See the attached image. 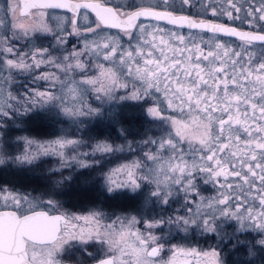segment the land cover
<instances>
[{"label":"snow or ice","instance_id":"snow-or-ice-1","mask_svg":"<svg viewBox=\"0 0 264 264\" xmlns=\"http://www.w3.org/2000/svg\"><path fill=\"white\" fill-rule=\"evenodd\" d=\"M105 106L123 143L85 138ZM41 117L72 128L12 134ZM49 160L0 179V264H264V0H0V169ZM77 170L130 203L64 208Z\"/></svg>","mask_w":264,"mask_h":264},{"label":"trees","instance_id":"trees-1","mask_svg":"<svg viewBox=\"0 0 264 264\" xmlns=\"http://www.w3.org/2000/svg\"><path fill=\"white\" fill-rule=\"evenodd\" d=\"M133 104L135 102H128ZM111 107V106H109ZM135 111L136 115L139 117V109H130V112ZM89 126L84 129V135L86 139L95 138V139H111L115 143H123V139L118 135L117 129L121 126L119 124H113L112 119L108 114V109L105 108V115L100 119H93L86 122ZM139 120L133 121L131 124L126 125L135 132L138 127ZM86 125V126H87ZM25 130L31 134L36 135H49L50 133L56 132L59 129H51L47 124L42 122H37L33 127L29 123H25ZM129 139H132V136H129ZM107 159V158H106ZM112 159V158H111ZM51 161L49 160L43 164L40 168L31 169L26 168L20 171L14 169H0V179L7 180L17 184V186H22L28 190L33 188L40 189L46 183H49L47 180V168L51 167ZM106 167V166H105ZM70 170H66L65 175H69ZM90 170H77L72 173V180L69 181L62 189L61 195L57 197L63 204L64 208L72 211H82L84 208L90 206L93 202L103 201L105 204L116 206L117 210H122L130 202H127L126 197L118 196L116 199L108 200L104 195H101L100 186L87 184L85 180L88 178V172ZM83 173V174H81ZM93 176L96 175L95 172L92 173ZM99 197V200H97ZM231 229V228H229ZM241 236V238H245ZM207 242V240H204ZM226 254L232 253V245L228 244V247L224 249ZM244 258L242 253H234L227 256L228 264H234L235 261Z\"/></svg>","mask_w":264,"mask_h":264},{"label":"rangeland","instance_id":"rangeland-1","mask_svg":"<svg viewBox=\"0 0 264 264\" xmlns=\"http://www.w3.org/2000/svg\"><path fill=\"white\" fill-rule=\"evenodd\" d=\"M116 1H128V0H116ZM57 13L60 14V15H64V14H62L60 12H57ZM111 31L115 32L116 30L113 29ZM185 31H187V30H185ZM223 39L228 40L229 38H223ZM231 40L235 41V43H239L238 40H235V39H231ZM115 107H116V110L119 111L120 105H116ZM105 108L108 109L109 106H105ZM128 111L130 112V109H128ZM37 122H42L44 124H47L48 127H50L51 129H59V130H57L56 132L50 133L49 135H36V134H31L30 132H27V130H25V126L22 125L21 129H13V133L12 134L13 135L30 134L32 136H36L38 138L45 139V138H51V136L53 134L58 133L62 128L63 129H69V130H71V128H72L70 123L67 122V121H63L62 123H57V124H50L47 121L43 120L42 117L38 118V119H35L34 121L30 122V126L33 127ZM86 125H87V123H86ZM86 127H87V131H88L89 130V126L87 125V126H85V128ZM106 160H111V162L113 164L116 162L114 159H111V158H107ZM50 161H51L52 165L55 164V160H50ZM105 166L108 167V166H110V164H108L106 162ZM64 175H65V173H64ZM205 194L207 195L208 193H205ZM127 202H128V200H127ZM128 203H130V202H128ZM173 207H175V205ZM117 211H120V210H117ZM227 231L231 232L232 229L228 228ZM254 235H255V233L251 234V236H254ZM246 236L249 239L251 238V236H249V235H246ZM241 239L243 240V238H241ZM204 240H207V238L206 237H201L198 233H190L187 238H184V234L180 233V234L174 235L172 242L173 243H179V244L184 245V246L202 247V248H208V246L210 244L214 245L216 243L215 240H207V242H205Z\"/></svg>","mask_w":264,"mask_h":264},{"label":"flooded vegetation","instance_id":"flooded-vegetation-1","mask_svg":"<svg viewBox=\"0 0 264 264\" xmlns=\"http://www.w3.org/2000/svg\"><path fill=\"white\" fill-rule=\"evenodd\" d=\"M114 2H116V3H124V2H128V1H116V0H114ZM56 11L60 12L62 14H65L64 10H56ZM68 15H70V13ZM213 19H215V18H213ZM169 27H171V26H169ZM223 38H228V37H223ZM229 39H235L236 40V38H229Z\"/></svg>","mask_w":264,"mask_h":264}]
</instances>
